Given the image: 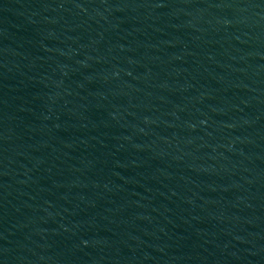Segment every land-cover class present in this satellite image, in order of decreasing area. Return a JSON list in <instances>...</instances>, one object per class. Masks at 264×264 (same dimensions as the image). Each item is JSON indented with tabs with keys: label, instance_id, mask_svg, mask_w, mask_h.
Returning a JSON list of instances; mask_svg holds the SVG:
<instances>
[{
	"label": "water",
	"instance_id": "1",
	"mask_svg": "<svg viewBox=\"0 0 264 264\" xmlns=\"http://www.w3.org/2000/svg\"><path fill=\"white\" fill-rule=\"evenodd\" d=\"M0 264H264V0H0Z\"/></svg>",
	"mask_w": 264,
	"mask_h": 264
}]
</instances>
